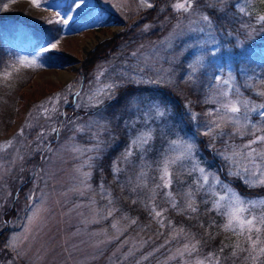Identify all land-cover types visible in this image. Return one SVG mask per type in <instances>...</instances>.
Listing matches in <instances>:
<instances>
[{"label": "rangeland", "instance_id": "1", "mask_svg": "<svg viewBox=\"0 0 264 264\" xmlns=\"http://www.w3.org/2000/svg\"><path fill=\"white\" fill-rule=\"evenodd\" d=\"M231 1L240 12L236 5H243L244 0H195L190 12L174 10L171 14L161 10L162 6L158 8L155 0H38L39 7L34 0H0V20L15 21L18 36L33 32L35 25L60 28L49 44L39 48H12L6 43L7 56L0 62V264H141L147 259L151 264H213L192 250L190 239L180 245L174 227L170 228L169 240H159L150 250H144L149 238L133 233L135 216L119 213L110 178L100 174L94 181V163L105 146L102 135L106 129L105 121L95 112L110 99L102 98L103 103L95 106L89 97L106 84H124L130 76L135 77L134 83L147 85L155 92L169 91V97L175 98L188 121L189 134H177L168 142V156L181 152L184 143L193 145V155L195 140L198 143L204 137L208 150L220 159L222 172L234 176L231 173L248 161L237 157L233 163L223 156L234 149L247 151L243 145L254 138L249 134L254 131L252 125L264 129V109L259 108L264 105V96L259 95L264 92V39L257 40L245 22L218 26L216 19L203 10L210 5L220 13L221 5ZM148 3L153 6L148 7ZM92 7V21L74 32L70 24ZM246 11L261 15L262 5L253 0ZM202 15H207L211 24L203 21ZM96 33H109L99 44H109L108 40L128 42L127 39L135 43L130 53L122 52L120 45L118 53L87 71L82 63L86 60L84 45ZM50 51L70 54L77 61L51 67L43 59V54ZM190 66H195L196 71ZM101 72L103 75L98 76ZM189 74L192 80H188ZM217 75L232 80V99L239 94L250 107L258 109L248 113L251 124L242 129L243 135L235 133L231 126L225 129L226 135L215 139L203 135L215 118L208 113L219 108L218 102H211L217 93ZM23 81L26 84L20 87ZM136 102L139 101L132 106L136 107ZM63 104L77 112L66 111ZM157 107L166 113L167 108L153 100L144 111L145 121L133 120L135 132L113 163L116 174L121 169L119 161L126 162L123 156L132 141L141 133H150L148 121L159 115ZM193 113L195 120L191 118ZM240 115L243 118V107ZM77 127L84 130L77 131ZM94 134L100 146L96 151H86L97 145ZM261 134L264 132L256 133ZM172 141L180 143L177 146ZM220 141L222 144L217 145ZM137 149L142 148L132 147V154ZM203 164L208 183L212 180L208 191L214 200L217 197L213 191L228 195L214 183V176L242 197L264 199L244 196L217 171L208 169L211 167L206 162ZM245 175L242 172L235 177L249 185ZM165 190L164 195L169 192ZM226 203L222 202V208ZM262 210L255 211L259 214ZM158 212L162 213L160 221H164V209Z\"/></svg>", "mask_w": 264, "mask_h": 264}, {"label": "trees", "instance_id": "2", "mask_svg": "<svg viewBox=\"0 0 264 264\" xmlns=\"http://www.w3.org/2000/svg\"><path fill=\"white\" fill-rule=\"evenodd\" d=\"M155 1H157L158 8L162 6L161 10L171 14L175 10L173 8L174 3L182 0ZM229 4L231 7L228 8ZM94 10L95 8L92 7L87 13L81 14L70 24V28L74 29V32L80 31L81 25L92 21ZM203 10L216 19L218 26H236L245 22L248 23L250 29H253L257 40L264 39V24L258 22V17H256L258 15H245L237 12L232 1L227 5H221L220 13L210 5ZM260 13L264 15V5H262V12ZM14 22L9 19L0 20V62L7 56L6 43H9L12 48L17 46H25L26 49L32 46L39 48L49 44L60 32V28L56 30V28L52 29V25L49 27L48 24H43L35 25L33 32L28 31V34L18 36ZM127 41L116 43L114 40H108L109 44H99L88 55L83 63V68L85 67V70L90 71L99 62L102 63L107 58L112 57L114 53H118V46L120 45L123 46L122 52L130 53V48L135 41L130 39ZM259 57L262 58V56ZM43 59L51 67H65L77 61L70 54L54 51L43 54ZM262 65L259 63L260 67ZM24 84L26 82L23 81L20 87ZM153 90L142 83L136 84L127 81L119 85L114 98L110 99L104 106L97 108L95 114L100 116L101 121H105L106 129L102 135V139H105L103 143L105 146L94 163V181H97L100 174H106L110 178L112 189L116 193V207L121 209L119 213L128 212L135 216L136 222L132 229L133 233L140 232L149 238L144 250H150L154 246V242L169 240L170 228L174 227L178 230L176 241L181 245L185 239H190L195 245L197 253L206 260L214 262L219 257L220 264H252L250 260L245 259L248 255L246 251L239 252L237 257L231 256L238 241L244 248H248L249 245L243 237L224 230V224L227 221L226 215L223 213L226 210L221 207V211H216L213 208L214 198L209 195L208 191L212 180H209L208 184H204L200 178V173L192 169L197 164L199 167H203V162H206L211 167L208 169H212L214 173L217 171L223 180L230 181L233 188L244 196L264 197V186L251 187L235 176H226L222 172L220 159L213 156L211 149L208 150L206 139L203 137L198 140L199 144L195 140V153L192 158L183 161L182 165L177 164L174 167L173 184L169 189L172 196L164 195L165 189L155 188L156 184L161 183L158 177V169L160 162L168 156V142L177 134H189L187 131L189 127L185 116L180 113L181 106L174 102L175 98L169 97L171 93L164 90H157L156 92ZM174 95L176 96V94ZM179 98L176 96L177 100H180ZM135 100L139 101L136 102L137 108L135 105L132 106ZM153 100H157L167 108V111L163 115H154L148 121V126H151L149 142L141 150H135L132 156L127 158L123 156L126 162L119 161L118 166L121 169L116 174L113 163L120 157L121 151L127 148L126 144L135 132L133 120L145 121L144 111ZM62 108L70 113L77 112L66 104H63ZM220 144L222 141L217 143V145ZM141 172L145 175L141 176ZM153 189H155V194H153ZM189 191L194 194L191 199L195 202L193 206L196 211H192L187 206L189 198L186 194ZM173 202L176 207L172 206ZM163 209L164 221H160V217H157L155 212L163 211ZM161 226H164V229ZM253 238L255 239V233H253ZM261 239L264 240V229L261 232ZM141 264H151V259H147ZM258 264H264V258Z\"/></svg>", "mask_w": 264, "mask_h": 264}, {"label": "snow or ice", "instance_id": "3", "mask_svg": "<svg viewBox=\"0 0 264 264\" xmlns=\"http://www.w3.org/2000/svg\"><path fill=\"white\" fill-rule=\"evenodd\" d=\"M143 3V0H141ZM221 3L224 0H220ZM253 0H244V4H237L236 7L238 10L245 14L251 15L250 12L246 11V6L252 3ZM36 6L39 7L38 0H34ZM195 0H183V2H177L173 5V8L177 11L190 12L192 10L193 4ZM261 5H264V0H259ZM148 7H152L151 3L147 4ZM201 19L208 24H211V20L207 15H202ZM258 22L264 24V15H258ZM55 47V45H53ZM192 67V71H196L195 66ZM7 75V73H6ZM103 72L99 73L98 76H102ZM129 83L135 82V77L130 76L127 78ZM192 74H189L188 80H192ZM234 79V78H233ZM149 83H153V81H149ZM220 85H228L227 89L223 87H219ZM214 86L217 87V93H214L211 99L212 103H219V108L216 112H210L208 115L215 117L212 119L206 130L203 132V135L211 137L215 139L217 136H224L227 133L225 129L229 126L232 127L235 133H239L241 135L244 134L242 129H247L251 124V121L248 118V113L250 111L254 112L258 109L256 107H250L249 101L240 99L239 94H237L236 99L231 98L232 93V80L231 79H223L220 75L214 77ZM119 85L117 83H109L104 87L97 89L94 93L93 97H89L90 101L94 100L95 106H98L103 103L102 98L112 99L114 98L115 92ZM259 95L264 96V92H260ZM43 107V106H41ZM187 107V106H186ZM244 109L243 118H241V108ZM260 109H264V105L259 106ZM55 111V109H53ZM157 111L159 115H163V111H160L157 107ZM261 117L264 118V112H261ZM191 118L193 120L196 119V114H191ZM91 127V126H89ZM254 131L249 133L254 138L251 139L248 143L243 145V149L247 151H236L235 149L231 152V154H225L223 158L225 160L231 161L233 163L236 162L237 157H243L248 161L247 164L243 165L240 170L233 171L231 174L237 177L241 176L243 172L245 175L244 180L249 183V186H264V134L256 135L257 132H264V129L261 127L252 125ZM77 131H83V127H77ZM53 131H57L58 129H53ZM23 133L21 132V135ZM94 138L97 139V145L93 149H87L86 151H96L100 146V141L97 136L94 134ZM150 140V133H141L137 136L136 139L132 141L130 149L126 151L125 157L132 155L131 148L137 147L142 148L146 145ZM179 141H172L173 145H179ZM254 145H261V147H253ZM9 145H5L2 147H9ZM76 151H82L81 149H76ZM193 145L190 143L183 144V150L177 154L166 156L161 162L159 166V180L161 183L156 184L155 188L159 189H171L173 184V169L177 164L182 165L183 161L192 158ZM257 159L259 162H257ZM193 171H198L200 173V178L204 184L208 183V174L205 169L199 167L198 164L194 165ZM145 173L141 172V176H144ZM251 178V179H250ZM214 183L219 184L221 188L224 189L228 195H220L213 191V195L217 197L216 200L213 201V208L216 211H221L222 202H227L226 205H223L226 208V212L223 214L226 215V223L224 224V230L229 231L234 235L239 237H243L244 241L248 243V248H244L241 246V242H237L234 246V250L231 253V256L237 257L239 252H247L246 260H250L252 264H258V262L262 261L264 258V240L261 239V232L264 229V210H262L259 214L255 211L256 209H264V199L261 200H249L245 197H242L231 188L227 187L223 184L222 181L217 177H213ZM199 184V182H198ZM202 187V185H200ZM214 187V185H213ZM211 190V189H210ZM153 194H155V189L152 190ZM169 197L172 196L171 191L166 193ZM189 198L188 208L192 211H196L194 205L193 192L189 191L187 194ZM173 207H176V204L173 202ZM155 211V209H153ZM35 215V214H34ZM157 217L161 216V212H155ZM134 222V221H133ZM115 227V225H113ZM253 233H255V239L253 238ZM187 247V246H186ZM192 250H195V245L192 246ZM223 251V249H221ZM197 264H204L203 261H197ZM213 264H220V258L217 257Z\"/></svg>", "mask_w": 264, "mask_h": 264}, {"label": "bare ground", "instance_id": "4", "mask_svg": "<svg viewBox=\"0 0 264 264\" xmlns=\"http://www.w3.org/2000/svg\"><path fill=\"white\" fill-rule=\"evenodd\" d=\"M109 33H96L94 36L89 38L84 45V58L87 59L88 55L96 49L100 42L108 38ZM82 63H84L82 61Z\"/></svg>", "mask_w": 264, "mask_h": 264}]
</instances>
